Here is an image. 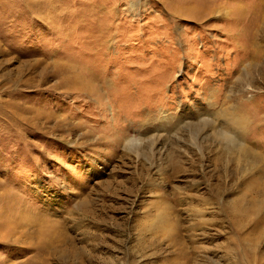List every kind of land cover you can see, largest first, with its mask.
I'll return each mask as SVG.
<instances>
[{
	"label": "rangeland",
	"instance_id": "1",
	"mask_svg": "<svg viewBox=\"0 0 264 264\" xmlns=\"http://www.w3.org/2000/svg\"><path fill=\"white\" fill-rule=\"evenodd\" d=\"M228 107L248 163L202 124ZM18 261L264 264V0H0V264Z\"/></svg>",
	"mask_w": 264,
	"mask_h": 264
},
{
	"label": "bare ground",
	"instance_id": "2",
	"mask_svg": "<svg viewBox=\"0 0 264 264\" xmlns=\"http://www.w3.org/2000/svg\"><path fill=\"white\" fill-rule=\"evenodd\" d=\"M243 115L244 114L240 112L238 107L221 108L216 115L214 114L216 118L217 116L221 117L219 128L216 122L209 118L202 122L211 133V136L223 147L222 152L228 154V162H230L231 159H237L248 163L250 158L254 159V153L250 151V148L245 142L249 126L247 117ZM202 131L203 130H201V132ZM36 243V246L30 244L26 249V252L31 253L32 256H36L37 253L43 252V250L45 252L49 246L46 244V241L42 239L38 240ZM14 257L18 260L20 256L16 255ZM17 264H22V261H18Z\"/></svg>",
	"mask_w": 264,
	"mask_h": 264
}]
</instances>
